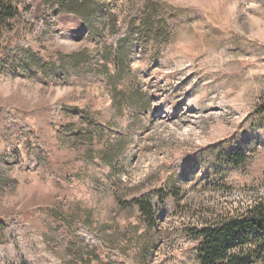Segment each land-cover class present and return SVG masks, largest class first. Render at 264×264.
Here are the masks:
<instances>
[{"label":"rangeland","instance_id":"1","mask_svg":"<svg viewBox=\"0 0 264 264\" xmlns=\"http://www.w3.org/2000/svg\"><path fill=\"white\" fill-rule=\"evenodd\" d=\"M19 11L0 26V257L198 264L185 229L264 198V0H25ZM113 23L129 25L116 84L131 104L113 98L101 54L118 50ZM153 190L169 196L149 225L132 200Z\"/></svg>","mask_w":264,"mask_h":264},{"label":"trees","instance_id":"2","mask_svg":"<svg viewBox=\"0 0 264 264\" xmlns=\"http://www.w3.org/2000/svg\"><path fill=\"white\" fill-rule=\"evenodd\" d=\"M20 7H25V0H0V26L8 18L18 14ZM128 28L129 25L125 24L116 25V23H113L109 25L110 34L107 39L118 50L112 53L110 49L105 48L101 50V54L105 59L104 66L107 65L108 61H111L116 70L114 74L107 75V80L112 85L113 98L116 99L119 96L122 103L131 104V95L124 90H118L116 84V82L123 80V66L127 64V55L123 58L120 50L123 44L126 45L127 43ZM111 54H115L114 58H112ZM261 103L264 105V100ZM262 109L263 107H258L256 111L260 112ZM87 135V139L91 141L92 136L88 133ZM240 157L241 155H233L231 159L236 161ZM167 196L169 194H165L160 190H153L133 199L132 203L146 217L150 225V222L154 223L157 216L164 211V203ZM4 229V225L0 224V230L4 231ZM185 231L186 235L197 243L193 250V259L198 264H264V198L255 200L243 209L235 211L234 214H219L198 218L195 224L191 225L190 228H186ZM16 232L13 231L15 236L18 237L20 234H16ZM91 234L90 238L95 239L94 243L101 246L100 239L93 233ZM30 237L31 241L29 238L28 242L32 247L43 246L34 235L30 234ZM13 241L15 242L16 239ZM14 248L16 249V247ZM110 253L111 257L109 258L113 262L112 264H118L120 258V263H125L123 255L118 257L119 253L116 251H111ZM1 261L3 259L0 257ZM3 262L9 264L8 261ZM12 264H30V261L20 256ZM52 264L56 263L52 261Z\"/></svg>","mask_w":264,"mask_h":264}]
</instances>
